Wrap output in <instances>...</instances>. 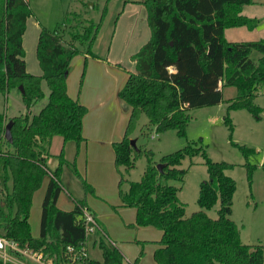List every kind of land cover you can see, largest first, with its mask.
<instances>
[{"label": "trees", "instance_id": "obj_1", "mask_svg": "<svg viewBox=\"0 0 264 264\" xmlns=\"http://www.w3.org/2000/svg\"><path fill=\"white\" fill-rule=\"evenodd\" d=\"M139 3L145 7L150 36L131 56L134 70L128 71L118 93L130 108L123 138L112 144L114 167L120 176V206L135 209L134 227H153L162 232L159 248L153 254L155 264H264V246L243 244L237 225L230 219L236 183L225 172L233 168L232 164L213 162L205 152L200 153V148L191 145L162 156L155 163L151 151L130 145L141 115L156 134L173 130L178 137H185L191 118L189 110L218 105L223 101L224 87L236 89V96L227 102V115L223 119L231 133L230 111L245 109L258 118L260 109L253 101L264 84V38L228 42L224 35L226 29L256 27L254 18L242 14L251 0ZM105 14L106 5L98 22L84 20L68 25L65 37L64 23L53 30L42 29L36 45L41 74L36 75L26 71L22 46L30 16L28 4L26 0H0V94L12 89L20 93L22 87L21 100L28 112L8 119L0 112V237L15 242L20 249L40 253L48 264H123L124 260L104 231L92 246L99 250L101 261L81 256L87 245L83 212H89L86 196L93 194V188L81 180L84 197L74 199L71 210H61L57 199L63 190L60 181L66 164L63 149L54 171L46 165L54 137H60L63 144L73 142L76 148L83 140L82 120L87 109L68 96L66 78L71 60L81 54L82 46H87V56L99 58L91 48ZM252 52L260 54L256 62L249 57ZM43 82L48 89L47 102L31 116L30 108L45 97ZM9 121L11 142L4 138ZM232 144L245 157L250 186L256 167L248 162L252 150ZM199 153L206 166L207 180L199 186L200 210L186 217L178 199L179 189L170 181H182L186 175V170L180 168L182 161ZM142 155L147 161L142 177L127 183L123 190L124 173ZM261 168L264 171V163ZM45 177L48 182L41 202L39 234L32 237L29 225L32 198ZM217 202V218L212 219L206 211ZM95 221L100 228L96 218Z\"/></svg>", "mask_w": 264, "mask_h": 264}, {"label": "rangeland", "instance_id": "obj_2", "mask_svg": "<svg viewBox=\"0 0 264 264\" xmlns=\"http://www.w3.org/2000/svg\"><path fill=\"white\" fill-rule=\"evenodd\" d=\"M106 1L26 0L30 10V16L26 21V29L22 37V46L25 54L24 60L27 72L36 75L41 74L36 59V45L42 29L53 30L55 27L64 23V34L62 35L65 37L68 25H74L78 21L84 20L98 22L105 5L106 14L101 22L91 51L102 60H105L110 47L109 58L119 62L117 66L121 67L122 70L133 71L135 64L131 56L148 41L150 36L146 22L145 7L139 3L142 0ZM242 14L246 17L254 18L256 20V27L252 30H248L245 27L231 28L230 31H236L234 36H232L233 39L237 42H248L264 38V0H251V4L243 7ZM227 33L231 35L229 32ZM86 49L87 46H82L80 49L82 51L81 54L74 57H80L82 59L81 64L77 67L81 69L80 84L86 68L85 58L83 57L86 55ZM249 57L256 62L260 54L252 52ZM42 90L45 93V97L38 100L30 108L31 116L37 114L47 102L48 89L44 82L42 84ZM222 96L223 101L216 106L189 110L191 118L186 128V135L183 138L178 137L173 130L156 134L154 129L147 125L146 117L141 115L132 133V139L135 140L136 147L152 152V159L155 163H158L162 156L191 145L195 148H200V153L205 152L207 157L213 162L232 164L233 168L225 172L236 183V190L232 198L230 219L237 225L240 240L243 244L264 246V171L261 168L264 163V84L253 101V104L260 109L258 118L245 109L233 110L228 113L233 125L232 133L223 122V119L227 115V102L236 96V89L234 87H224ZM0 111L7 118L18 115L24 116L28 113L22 103L21 94L17 89H12L5 95L0 94ZM55 139L58 143H54L52 148L48 149L46 159V165L50 171H54L57 167V154L59 153L57 150L59 143H62L60 137ZM67 143L72 145L73 148L70 150V158L66 160V164L63 166L60 181L63 188L66 182L72 190L75 188L78 191L79 189V192L76 191L77 194L79 193V196L81 195V191H83V198L84 189L81 180L86 181V178L76 168L75 160L77 149L74 148V143ZM232 143L245 146L252 150L248 157V162L256 167L252 173L250 186L248 185L246 169L244 168L245 157ZM200 153L191 158H185L182 161L180 168L186 170V175L182 181H170L171 185L179 189L178 199L184 206L186 217L200 210L197 204L199 186L203 181L207 180L206 166ZM73 162L74 166L72 165ZM146 166V157L142 155L135 160L134 167L127 174L121 168V172L124 173V179L126 181L122 189L126 190L127 183L129 182L139 181ZM113 171L117 174L119 181L120 176L118 172L115 168ZM108 192V196L118 200V186L116 189V185L114 186L113 184L111 190H108ZM43 195L44 189L41 186L32 198L29 214V225L32 237H38L39 234L40 203ZM89 195L95 201H100L99 198L93 197V194ZM102 206L106 209L113 208V206L106 203ZM218 209L219 203L217 202L206 213L210 218L216 219ZM103 220L106 221L105 219ZM108 222L113 225L115 224L111 220H108ZM132 227H134V224ZM115 231L119 233V231ZM97 236L98 231L88 236L87 252L89 258L93 261H101L99 250L97 247L93 248L91 243ZM109 237L112 238L110 235ZM131 243L134 242L132 241ZM147 244L153 245L154 243L151 241ZM21 260L25 264H40L29 256Z\"/></svg>", "mask_w": 264, "mask_h": 264}, {"label": "crops", "instance_id": "obj_3", "mask_svg": "<svg viewBox=\"0 0 264 264\" xmlns=\"http://www.w3.org/2000/svg\"><path fill=\"white\" fill-rule=\"evenodd\" d=\"M230 29L225 30V39L228 42H237L232 37L236 31L233 32ZM109 56L110 47L105 60L93 59L84 55L86 68L81 84L79 83L81 69L77 67L81 64L82 59L76 57L70 63L66 78L67 94L87 109L82 120L83 140L78 148L74 144V148L77 149L75 165L79 173H83L87 183L93 188V197L100 199V201H95L90 195L86 196L87 208L90 213L94 214L101 226L96 239L104 231L106 238L122 253L123 264H155L153 254L159 248L158 242L162 232L153 227H132L135 222V209L120 206L119 197L118 200H115L108 196V190H111L112 185H116V189L118 186V176L113 171L115 167L112 144L123 138L130 112V108L118 96L130 70H122L121 67L117 66L119 62L111 60ZM5 118L8 119L6 116ZM55 138L57 137L50 141L48 149L52 148L54 143H58ZM71 148H73L72 145L62 142L59 143L57 151L60 153L63 149L64 158L67 160L70 158ZM47 182L48 178L45 177L41 185L44 191ZM76 191L75 188L72 190L65 182L57 199V207L64 211L71 210L74 206V199L80 200L83 196V191H81L80 196ZM104 203L110 204L113 208H104L102 206ZM108 220L115 222V224L113 225ZM96 239L91 241L92 246ZM132 241L134 243H131ZM151 241L154 244L148 245L147 243ZM86 249H88V240Z\"/></svg>", "mask_w": 264, "mask_h": 264}, {"label": "built area", "instance_id": "obj_4", "mask_svg": "<svg viewBox=\"0 0 264 264\" xmlns=\"http://www.w3.org/2000/svg\"><path fill=\"white\" fill-rule=\"evenodd\" d=\"M84 224L85 232L88 240L89 234L98 231L99 227L95 218L88 212L84 211ZM69 251L71 249L69 248ZM31 257L40 264H48L44 261L40 253L31 252L27 249L18 248L17 244L13 241L0 237V262L1 264H25L21 259L24 257ZM81 256L90 259L87 249H82ZM17 257V258H16Z\"/></svg>", "mask_w": 264, "mask_h": 264}, {"label": "water", "instance_id": "obj_5", "mask_svg": "<svg viewBox=\"0 0 264 264\" xmlns=\"http://www.w3.org/2000/svg\"><path fill=\"white\" fill-rule=\"evenodd\" d=\"M19 90H20V93H22V87H19ZM11 125H12V122L9 121L6 125H5V129H4V138L6 140H8L9 142H11V133H10V128H11ZM130 145L131 147L133 148H136L135 146V140L134 139H131L130 140ZM158 169L160 170V165H157Z\"/></svg>", "mask_w": 264, "mask_h": 264}]
</instances>
